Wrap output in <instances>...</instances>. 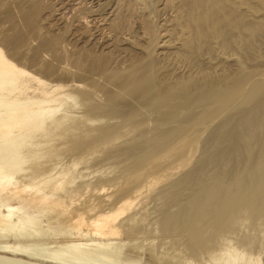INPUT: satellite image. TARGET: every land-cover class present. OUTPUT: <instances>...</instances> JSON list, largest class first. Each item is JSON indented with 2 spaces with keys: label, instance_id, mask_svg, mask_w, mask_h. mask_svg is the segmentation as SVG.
<instances>
[{
  "label": "rangeland",
  "instance_id": "1",
  "mask_svg": "<svg viewBox=\"0 0 264 264\" xmlns=\"http://www.w3.org/2000/svg\"><path fill=\"white\" fill-rule=\"evenodd\" d=\"M0 50L20 71L0 79V115L32 108L49 85L67 92L55 112L69 118L63 127L53 129L45 117L49 134L13 133L25 137L18 149L27 163L15 191L71 168L72 186L109 188L97 195L109 207L139 182L130 175L142 172L158 182L132 207L140 233L126 237L130 256L141 264H264V185L250 207L225 221L208 209L198 237L176 223L194 216L214 190L219 198L228 185L236 191L234 178L246 182L264 162V120L242 134L235 129L264 106V88L240 105L264 81V0H0ZM237 87L235 102L211 117L214 91ZM185 138L187 145L176 147ZM9 187L8 195L25 198ZM0 260L18 264L1 252Z\"/></svg>",
  "mask_w": 264,
  "mask_h": 264
},
{
  "label": "bare ground",
  "instance_id": "2",
  "mask_svg": "<svg viewBox=\"0 0 264 264\" xmlns=\"http://www.w3.org/2000/svg\"><path fill=\"white\" fill-rule=\"evenodd\" d=\"M206 3L208 2L206 1ZM204 17L203 23H207V16L204 15ZM3 54L4 53H2L0 50V79L6 77L9 72H18V70L13 65H11V63L7 62ZM36 79L39 78L35 77V80ZM44 83L45 82L42 81L39 82L41 85ZM45 86L47 87V84ZM48 87L49 88H46L42 92L40 100H31V105H33L32 108H27L25 105L21 108L20 112L0 115V252L6 257H11L16 260V263L18 264H141V258L138 259L132 257L130 256L132 251L124 250L127 244L125 243V240H129L126 237H134L136 232L138 233L136 224L135 227H133L135 219L133 217L134 215L131 214L132 207L134 209L136 200H139L141 196H145L143 194L157 184V177H152V175H147L145 177L144 175V178L142 172L136 171L135 173H132L129 179L135 178L134 181L139 182L136 184H134L135 182L132 183L134 186L128 192L120 193L117 197L113 195L116 199L114 201L112 200L113 203L109 207L107 204L103 205L102 203L104 200H98L99 196H97L99 194L102 195V193H106L109 188L102 186L93 187L92 185V187H90L89 183L72 186L75 182V178L71 174V168L61 169L56 172L50 171L48 174L43 173L41 174V178L39 176L38 179L40 180L38 183L37 181H33L34 183H37V186L34 187V184L30 183L25 186L24 190H14L21 183L20 180L23 178H19L20 182H18L15 176L21 172L23 173L25 169H22V164L25 163V160L20 158L21 156L18 149L22 144L23 138L25 137L24 135H18L19 137L14 138L13 133L15 131H18L19 133H22V131H28L31 133L29 136H31L33 131H39L47 135V133L49 134V131L51 130L48 131L47 129H49V127L46 128L43 126V118L46 117L48 120H50V125H53V127L51 126L53 129H60L65 124L66 119H69H65L64 116L59 118L55 116V112L58 110V104L62 105V99L67 97V92L65 93L66 90L62 85H49ZM263 88L264 81L258 83L256 86H254V88L250 89V91L245 95L244 100L242 99L243 101L240 105L250 103V101L254 100L255 96ZM239 92L240 89L238 87L236 89H230L227 91H214L212 100L218 105V108L215 110L217 113H214V115L211 117L215 118V116H219L221 110L229 108L239 96ZM213 112H210L209 114ZM259 117L260 121L264 120V106L259 110L254 109L253 112L251 111L250 116L247 117L246 121L243 120L239 122L235 128L238 130L236 132L241 133L243 131L242 128L244 129V127H246L245 125H250L254 121H257ZM213 119L211 118L210 121ZM204 120H206V118ZM208 123H210L209 120H206L204 123L206 125L203 124L205 128L208 126ZM201 125L202 123L199 124V126ZM188 129H190V126ZM190 130H192V127ZM199 130L197 129V131ZM188 132H190L191 135V131ZM118 134L119 133L116 132L115 134L114 132V135ZM249 134L251 133L249 132ZM19 138H21L22 141H20ZM236 139L239 141V137ZM187 143L188 139L185 138L175 145L176 147H183L186 146ZM236 144L237 143H235V145ZM236 146L239 150L236 149L235 152L233 150L230 152L231 154L234 152L235 155L240 151L239 146ZM221 148H223V146ZM189 151L190 154L193 153L195 151L194 147H191ZM46 155L45 158L48 157V155L47 157ZM247 156L244 158H247ZM237 158L235 157V160ZM39 159L41 158L39 157ZM259 160L262 161L263 159L261 160V158H259ZM224 161L226 160L222 159V162L225 165ZM72 166L74 167L75 164ZM226 167H224V169ZM142 168L144 169V167ZM254 168L256 169H252L253 171L251 172L248 170L250 175H246L247 173L245 172V175L248 176V179L244 178L245 180L247 179L246 182L241 179L240 175V177H235L232 175L235 177L233 178L235 180L234 187H236V191L235 188L232 190L233 185L230 184V188L228 185L225 190L221 189L223 191L221 192V198H219L217 192L215 190L212 192L211 190L210 192H215V194L212 195V193H210L212 196H209L208 194L207 200L205 199L206 202H202V204L204 203L202 206L203 208L199 209L200 206H198L199 210L194 212L195 214L193 213L194 216L192 215L191 211V214L188 212V215L183 214L184 216H182L180 222L176 220L177 225H185V227L190 230L193 235L198 237V232L200 229L196 227L199 226L198 224L201 221L202 222L200 224H203L204 221L208 223V209L214 208L213 210H215L217 214H221V217H219L220 220L223 218L222 221H225L228 217H231L228 215L238 213L241 211V209H247L250 207L252 202L258 198L257 194L262 192L260 190L264 185V181H262L263 178H261L264 177V162L258 161L257 166ZM142 171H145V169ZM258 171L261 174L259 178L261 183H256L257 185L253 186L254 184L252 185V182H254V180L252 181V178L255 174H257ZM231 182L234 183L233 181ZM20 185L24 186L23 184ZM9 186L13 187L14 194L19 193L20 195L22 193L21 191H23L25 198L19 199V196L16 197L8 195L7 193L9 192H7V188ZM109 187H112V185H109ZM21 188L22 187L19 189ZM218 191H220V188ZM117 192H119V190ZM95 196H97V198L92 199ZM114 197L112 199H114ZM217 197L220 199V201L217 199ZM104 199L107 200V202L108 200L110 202V197ZM225 210H229V213L227 212L228 214H226V212H224ZM173 221L174 220H172V222ZM192 239L194 238L192 237ZM129 242H131V240H129ZM161 258L163 257H160L159 259ZM229 258L231 257L229 256ZM231 263L238 264L239 262ZM0 264L9 263L0 260Z\"/></svg>",
  "mask_w": 264,
  "mask_h": 264
}]
</instances>
